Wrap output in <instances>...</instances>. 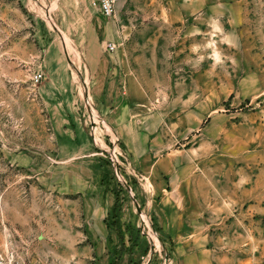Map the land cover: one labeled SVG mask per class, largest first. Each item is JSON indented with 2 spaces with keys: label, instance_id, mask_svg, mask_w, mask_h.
Masks as SVG:
<instances>
[{
  "label": "rangeland",
  "instance_id": "obj_1",
  "mask_svg": "<svg viewBox=\"0 0 264 264\" xmlns=\"http://www.w3.org/2000/svg\"><path fill=\"white\" fill-rule=\"evenodd\" d=\"M105 81L144 136L135 150L169 155L172 185L190 190L185 201L199 211L180 258L146 182L130 192L111 181L101 155L111 141L58 156L56 88H74L91 129L104 118L91 90ZM99 182L114 195L111 211L88 190ZM115 207L122 239L111 232ZM11 260L264 264V0H120L112 18L95 0H0V263Z\"/></svg>",
  "mask_w": 264,
  "mask_h": 264
},
{
  "label": "crops",
  "instance_id": "obj_2",
  "mask_svg": "<svg viewBox=\"0 0 264 264\" xmlns=\"http://www.w3.org/2000/svg\"><path fill=\"white\" fill-rule=\"evenodd\" d=\"M108 86V81H105L103 86L98 88L101 91H96L95 88L91 90L99 111L104 117L102 121L105 129H102L101 125L99 127L93 126L91 129L88 127V124L81 116L82 111L77 107L79 96H74V88L72 86L66 85L63 88L64 90H58L57 87L55 92L53 91L58 95L53 97L49 104L50 130L52 138L58 147V156L61 159H74L84 154L92 155L95 152V145H98V142H104L100 137H106L108 141H111V139L107 138L110 136L123 140L128 147L126 155L131 164L141 176H146L144 177V182H146L144 184L147 185L148 193L152 194V201L149 202V205L155 214L156 223H160V233L171 237L177 243V255L180 258L181 254H179V251L192 246L194 237L199 234H196L194 230L200 220L199 211L188 207V203L185 201L190 190L188 191L185 186L182 187L179 184L176 186L175 184L172 185V180L169 177L173 173L168 170V165L171 162L169 155H160V152L157 153V150L153 149V147L144 149L143 152L135 150L136 141L143 140L144 136L140 137L131 121L132 112L129 110L130 107H128L129 102L125 104L127 108L124 109L123 104L110 97L112 95ZM60 94L62 95L60 96ZM100 99L103 102L105 101V103L100 104ZM90 121L93 122V120ZM92 135H96L95 144L91 141ZM105 145L108 146L106 143ZM143 147L145 148L144 145ZM88 188L85 185L84 189L86 191ZM134 188L133 186V190ZM88 190L92 195L96 196L98 204L110 202L109 211H111L114 205V195L111 192L108 193L104 184L99 182V185ZM108 213V209L105 210V207L98 211L95 220L100 223V226L104 224ZM119 225L121 227L124 223L121 224L120 221ZM123 229L122 227L121 232ZM111 232L118 236L115 230H111ZM201 233L204 234V232ZM202 237L204 238V236ZM191 248L192 252L197 249L195 246ZM200 264L208 263L202 261Z\"/></svg>",
  "mask_w": 264,
  "mask_h": 264
},
{
  "label": "built area",
  "instance_id": "obj_3",
  "mask_svg": "<svg viewBox=\"0 0 264 264\" xmlns=\"http://www.w3.org/2000/svg\"><path fill=\"white\" fill-rule=\"evenodd\" d=\"M98 11L102 16L106 18H112L116 16L117 6L120 0H95ZM110 52H114L116 46L114 44H109L108 47ZM35 81L39 83L43 79L42 73L35 74ZM102 129H105V126L102 125ZM111 144L109 145V150H103L101 155L111 166V181L114 182L118 187H122L123 190L133 191V181L136 179L144 182V177H140L136 172L135 168L131 165L130 160L127 155L123 153L122 148L119 145V140L115 138V141L112 140L110 136ZM106 153V156L105 154ZM142 178V179H141ZM110 181V182H111ZM137 182V181H136ZM149 222V221H148ZM147 225L146 221L143 222ZM145 225V226H146ZM151 231V230H150ZM0 264H22L11 260L9 262H1Z\"/></svg>",
  "mask_w": 264,
  "mask_h": 264
},
{
  "label": "trees",
  "instance_id": "obj_4",
  "mask_svg": "<svg viewBox=\"0 0 264 264\" xmlns=\"http://www.w3.org/2000/svg\"><path fill=\"white\" fill-rule=\"evenodd\" d=\"M113 213L115 215L114 216L115 221L113 222L114 230L117 232L118 237L120 239H122L123 238V235H122V232H121V227L119 225V221H118L119 219H118V216H117V208L116 207L114 208Z\"/></svg>",
  "mask_w": 264,
  "mask_h": 264
}]
</instances>
